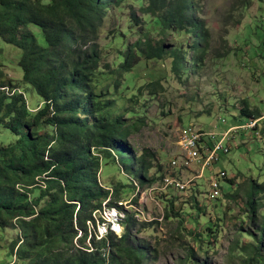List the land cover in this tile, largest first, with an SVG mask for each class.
Returning <instances> with one entry per match:
<instances>
[{
    "label": "trees",
    "instance_id": "obj_1",
    "mask_svg": "<svg viewBox=\"0 0 264 264\" xmlns=\"http://www.w3.org/2000/svg\"><path fill=\"white\" fill-rule=\"evenodd\" d=\"M130 1L139 6L141 20L126 0H0V39L21 52L23 82L44 104L32 116L23 94L0 98V131L18 139L0 148V241L9 230L21 234L12 247L16 264L153 261L150 248L131 234L138 226L134 216L122 222L126 230L121 237L110 233L100 239L96 232L105 209L123 210L116 205L119 191L115 195L100 183L101 157L110 161L115 156L124 169L129 164L128 174L142 185L153 168L131 156L126 139L132 127L118 116L114 101L101 102L105 94L97 93V78L109 69L103 67L97 49L98 34L110 8L129 9L130 30L145 23L150 31L118 52V73L132 74L142 60L169 58L173 73L180 75L189 51L196 65L205 60L211 33L199 18L198 0ZM154 29L184 37L188 51L182 46L170 50L164 40H153ZM124 37H115V42ZM158 87L156 82L145 89ZM244 105L242 117L260 119L258 111ZM255 203L250 197V220L256 230L248 235L259 244L247 264H259L264 247V217L258 219Z\"/></svg>",
    "mask_w": 264,
    "mask_h": 264
},
{
    "label": "rangeland",
    "instance_id": "obj_2",
    "mask_svg": "<svg viewBox=\"0 0 264 264\" xmlns=\"http://www.w3.org/2000/svg\"><path fill=\"white\" fill-rule=\"evenodd\" d=\"M126 1L139 12L138 5ZM198 2L199 18L211 33V44L202 64L192 62V51L186 53L180 75L173 73L169 58L163 62L142 60L132 74L118 73V52L150 31L145 23L130 30L131 10L110 8L98 34L97 49L104 59L103 67L109 69L102 71L103 77L98 76L97 93L105 94L101 102L114 101L118 116L132 127L126 139L131 156L153 168L142 185L128 174L129 164L124 169L115 156L110 161L101 157L100 183L115 195L119 191L116 205L123 210L105 209L103 222L97 217L100 225L96 232L100 239L110 233L121 237L126 230L122 222L134 216L138 226L131 234L152 251L153 261L148 264H247L256 256L259 244L248 235L256 230L250 220L249 200L254 197L258 219L264 217V120L258 122L256 130L234 134L225 144L230 153L221 152L219 162L205 172L196 187L194 184L179 193L149 192L161 186L172 161L180 158L178 144L186 128L213 133L217 143L225 132L249 124L250 120L241 116L245 102L251 112L258 111L264 117V0ZM137 16L141 20L140 12ZM118 36L125 37L116 43ZM151 38L164 40L167 49L182 46L188 51L183 46L186 39L177 33L165 35L154 29ZM38 41L43 42L42 37L38 36ZM20 61L21 52L0 39V98L23 94L29 113L35 116L44 104L23 82ZM156 82L160 83L158 89H145ZM17 140L0 131V148ZM95 155L100 156L98 152ZM221 173L228 176L221 184L222 197L210 203L205 198L209 182ZM191 175L193 171L183 174L182 179ZM20 238L14 230L5 233L0 241V264L17 263V257L11 255ZM259 255V264H264V247Z\"/></svg>",
    "mask_w": 264,
    "mask_h": 264
},
{
    "label": "built area",
    "instance_id": "obj_3",
    "mask_svg": "<svg viewBox=\"0 0 264 264\" xmlns=\"http://www.w3.org/2000/svg\"><path fill=\"white\" fill-rule=\"evenodd\" d=\"M258 122L257 120L250 119L248 125L233 128L225 132L217 143L215 139L216 135L213 133L207 134L196 128H186L182 132L178 144L181 154L180 158L173 160L170 164L167 174L161 179V186H157L160 189L152 187L149 192L152 193L156 190L167 192L173 190L179 193L191 189L192 185L198 180L203 179L206 171L211 170L219 162V154L221 152L225 155L230 153L229 147H226L225 144L231 142L232 136L239 131L256 130ZM223 124H225V121H223ZM192 171L194 175H191L188 179H182L183 174ZM227 178L226 173L213 176L205 195L208 202L216 203L222 197L223 189L221 184ZM194 187H196V184Z\"/></svg>",
    "mask_w": 264,
    "mask_h": 264
},
{
    "label": "crops",
    "instance_id": "obj_4",
    "mask_svg": "<svg viewBox=\"0 0 264 264\" xmlns=\"http://www.w3.org/2000/svg\"><path fill=\"white\" fill-rule=\"evenodd\" d=\"M264 120V117L260 114V119H258L257 121H263Z\"/></svg>",
    "mask_w": 264,
    "mask_h": 264
},
{
    "label": "clouds",
    "instance_id": "obj_5",
    "mask_svg": "<svg viewBox=\"0 0 264 264\" xmlns=\"http://www.w3.org/2000/svg\"><path fill=\"white\" fill-rule=\"evenodd\" d=\"M115 211H117V210H115ZM118 212V211H117Z\"/></svg>",
    "mask_w": 264,
    "mask_h": 264
}]
</instances>
